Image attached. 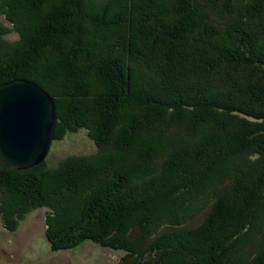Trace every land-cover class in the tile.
Returning a JSON list of instances; mask_svg holds the SVG:
<instances>
[{"label":"trees","instance_id":"obj_1","mask_svg":"<svg viewBox=\"0 0 264 264\" xmlns=\"http://www.w3.org/2000/svg\"><path fill=\"white\" fill-rule=\"evenodd\" d=\"M100 1L73 0L71 5L70 0H0V51L4 54L0 61L2 62L0 84L14 79L30 80L53 98L56 118L54 141L69 132H75L77 128L87 131L90 129L86 122L76 121L77 117L85 115L88 123L94 124L96 118L94 116L99 113L97 110L85 106L86 104L79 105L80 101L72 104L65 102L70 96V91L78 94L77 97L80 99L84 96L82 94H90L84 92L86 88L83 90L84 86L81 87V82H77V79L84 77L85 80L86 77L94 76L106 92L96 97L99 101H103L99 105L106 109V113H99V122L95 124L98 140L93 137L92 141L97 144L100 138L102 145L104 142L106 147V143L108 145L106 141L112 138L116 153L129 151L128 159L136 164L143 163L152 167V164L160 162L162 157L167 159L165 161L167 164L161 167L162 172L159 176L165 178L166 183L171 180L174 184L182 178V184L178 189L177 187L176 190L174 189L176 196L181 189L183 191L184 187H187L186 181L193 183L189 180L192 176L197 179L199 178L197 175L204 174L207 159L209 162L213 158L218 160L229 150L245 158L244 169L234 168L231 174H221L220 187L223 188L221 196L210 199L209 207L212 205V209L203 218L204 224L202 223L203 225L193 234L194 238L189 240L191 242L195 240V244L199 247L208 244L209 249L204 252L209 255L202 259L203 261L199 259L193 262L191 257L186 256L188 254L185 251H180L182 248L187 249L190 243L187 244L184 239L177 242L173 237L155 239L149 247L145 239L143 242L147 243L143 244L146 247L140 252H132L127 245H121L128 241L119 236L120 220L114 221L111 218L125 211H122L124 206L121 204L126 203L124 200H133L131 191L138 189L136 186L122 188L115 185L117 177L116 174L112 175L114 170L111 165L106 166L109 175L105 174L104 168L101 167L102 161L95 155L71 158L66 162L64 171L57 170L52 173L50 177L58 181L52 182L48 187L43 185L46 177H49L46 170H51L46 159L39 167L22 172H10L0 166V184L12 190L8 199L4 200L3 190L0 188V218L6 224L9 222L13 225L12 230H15L27 213L37 208H48L45 217L46 238L51 249L55 251H62L70 248L72 244L79 245L87 241L97 245L96 241H99L101 247L125 251V257L132 256L134 260L138 257L136 262L132 261V264H238L240 260L237 259V255L230 254L235 249L234 245L240 243V239L238 242L234 240L236 236L238 237L237 234L244 235L242 233L248 231L251 223L248 220L250 214L259 204H264V0H136L137 3L139 2L136 16L133 10L128 11V7L131 8L134 1L122 0L126 9L125 24L121 29L120 37L126 43L131 41L129 45L127 44L129 47L132 43L137 47L136 42L139 40L144 51L137 50L133 53L125 48L119 61L115 57L116 50L112 52L108 50L109 54L107 53L105 57L100 55L95 61L93 58L87 60L85 55L88 52L85 51L83 55V49L90 47L88 41L84 40L83 43L80 40L72 42L66 39L72 43L67 48L64 43L59 42L61 37H56L58 33L54 29L59 32L74 31L75 28L69 24L62 25L66 23L65 16L73 13L71 7L74 6L76 13L84 17L83 22H88L95 29L96 33L91 31L93 33L89 38L96 41L101 38L100 33L108 31V27L112 28L111 37H116L118 21L113 20L110 15L108 17L106 10L101 8L104 4L102 5ZM109 3L114 13L116 4ZM12 7H17L19 12L15 14L16 11L14 12ZM136 20L138 26L143 25L147 28L145 35L138 34L139 39L132 32ZM214 24L217 27H213ZM63 27L67 30L62 29ZM34 34L35 37H32ZM11 35L16 36L17 39L11 41L9 39ZM61 35L63 34L58 36ZM133 55H136L137 60ZM10 59H14L19 67L14 66L15 69L12 70L4 67ZM49 59L53 61L51 65H48ZM42 66L47 70L50 69L51 73L47 75L43 72ZM64 66L66 69L62 68ZM38 70L42 72L40 75L43 76L42 79L48 81L47 84L31 76L38 75L40 73ZM78 71L80 76L75 75ZM58 77L60 79H55ZM133 79L137 81L133 83ZM58 82L61 84L59 85ZM131 91L143 96L147 95L149 103L144 105L143 110L148 115L135 116L134 118L140 120L136 119L132 123L130 121L128 128L124 129V125L117 124L119 121L117 118L120 116L117 111L120 106L118 103L129 107L131 101L128 102V96H131ZM183 93H187L188 98L178 102L180 104L173 100H160L161 94L172 99L171 97L175 95L178 97ZM191 94L194 96H190ZM195 94L202 95L203 99L213 104V107L197 108L194 103ZM149 115L153 118H147ZM222 115L236 118L237 122L229 120L233 123L231 125L218 121L220 119L218 117H225ZM63 116L67 117L66 123L63 121ZM233 118L230 119L234 120ZM154 119L164 124L168 119L170 122L174 120L194 132L199 129L203 131V126L210 127L212 131L204 134L203 139L201 132L200 137L193 134V137L197 138L196 141L202 139L203 144L200 147H196L193 140L178 138L173 148H169L168 146L172 144L165 142L161 145V138H170V134L165 136L164 131L158 133L155 130L158 127L153 128L154 123H150L151 120L156 122ZM70 122L72 125H69ZM97 153L99 156L100 153L106 154L99 145ZM108 157L114 160L112 155ZM155 173L157 172L153 174ZM100 175L107 177L102 187ZM187 175L190 176L186 178ZM142 177L145 180L146 176ZM158 178L148 177L151 180L148 188H152L157 182L156 187L160 189ZM135 181L126 182V185ZM169 184L171 185V182ZM100 187L103 189L101 193L98 191ZM123 191H125L124 195ZM174 194L168 196L175 198ZM73 202H76L78 215L88 206L90 211L88 216L79 215L83 219L77 224L74 222L72 226L58 222L57 217L61 213L64 216L63 211L68 206L71 211ZM145 202L138 201L143 205ZM173 204L174 207L177 206V201L174 200ZM101 205L107 206L108 212L104 213V210H100ZM95 208L100 211H95ZM109 208H112L111 211ZM95 213H100V216H96ZM185 215V213L180 217L171 215V218H182ZM145 219L146 217L139 219L142 222V231L153 234L158 232L156 231L158 225L151 221L147 223L148 220ZM51 221L54 223L52 224ZM263 222L264 219L261 224ZM167 224L164 223L166 229L174 228L171 224ZM234 226L237 228L233 229ZM175 228L182 231L179 225ZM126 230L128 231V227H123L121 232ZM110 231L115 236L113 242ZM208 239L209 241L206 242ZM166 247L172 249L170 255L165 253ZM225 247L228 249L225 250ZM218 252H222L223 255L222 253L218 255ZM180 253L185 254L179 255ZM226 254L227 257H224ZM261 259L260 256H256L254 264H263Z\"/></svg>","mask_w":264,"mask_h":264},{"label":"rangeland","instance_id":"obj_2","mask_svg":"<svg viewBox=\"0 0 264 264\" xmlns=\"http://www.w3.org/2000/svg\"><path fill=\"white\" fill-rule=\"evenodd\" d=\"M70 1L71 2L69 4L72 5L73 0H70ZM133 1H134V4H132L131 8L128 7V9H129L128 11L133 10L134 16H136V13L138 11L137 8L139 7L138 6L139 2L137 3L136 0H133ZM6 2H9V1H6ZM109 2H115V4H116L114 13H113V8H111L112 5ZM100 3L102 5L104 4L102 7L101 6L100 7L104 8L106 10L108 17L110 15V17L113 18V20L118 21L116 23V24H119L118 27H116V31H118L116 37H111L113 35L110 33V31H112V28L108 27V31H103V33H100L101 38L96 39V41H94V39H92V38H89V36H92L91 34L93 32L96 33L95 30L92 29V26L88 22H86V23L83 22L85 20L84 17L81 14L76 13L74 6H72L71 8L73 10V13H71L67 17L65 16L66 23H63L62 25L65 24L64 26H67V24H69L70 26L74 27L75 29H74V31H72V33L70 31L64 32V30H63V32H59V31H56L57 29H54L55 32L58 33L56 37H61L59 42L62 44L64 43V45L67 46V48H68L69 45L72 43L68 42L66 39H68L69 41H72V42H76V41L80 40L81 42L84 43L85 42L84 40L88 41V43L91 47H87V49L84 48L83 49L84 50L83 55H85V51H86V53L88 52L87 55H85V58L87 60L93 58L94 61L96 60L97 56L103 55L105 57V55H107V53L109 54L110 50H111V52H112V50L113 51L116 50L114 52L116 55L115 57H117L116 60L118 59L119 61H121L119 58L121 57L122 52L125 51V48L130 50V52H133V53H135L137 50L144 51L143 50L144 47L142 48V46H141L142 44L140 43L139 40L136 42V43H138L137 47H134L133 43L130 45L131 47H129L128 45L131 43V41H130L131 39L129 40L130 42L126 43V41L122 40L120 37L121 29H122V27H124V24H125L124 11L126 9V6L122 4V0H101ZM96 6H98V5H96ZM108 7H110L111 9H109ZM15 8H16V10H15ZM15 8H13L12 10L14 12L16 11L15 14H17V12H19V11L17 10V7H15ZM165 8H168V7H165ZM168 9H170V8H168ZM108 17H107V19H108ZM107 19H105L106 23H108ZM136 19H138V18H136ZM137 23L138 22L136 20V25L132 26V32L135 35V37H137V39H139L138 34L145 35L147 33V28L143 25L138 26ZM213 27H217V25L214 24ZM62 29H65V31L67 30L66 27H63ZM90 29L93 32H91ZM99 29H101V28H99ZM104 29H106V28H103V30ZM59 34H63V35L58 36ZM32 37H35V34L32 35ZM114 38H115V40H114ZM9 39L11 41H13V40L17 39V37L14 35H11L9 37ZM100 50H102V51H100ZM2 55H4V54L0 51V61H1V58H3ZM133 56L136 58V59L135 58L134 59L137 60V57L135 55H133ZM57 58L60 60L59 57H57ZM52 62H53L52 59H49L50 64H48V65H51ZM60 63H62V62H60ZM0 64L2 65V62H0ZM54 64L56 65L57 62H55ZM14 66L19 67L18 63L14 59H10L8 61V63H6L4 65V67H6V68L8 67L10 70L15 69ZM75 66H77V65H75ZM62 68L66 69L65 66ZM51 69H52V67H51ZM42 70L47 75H49L51 73L50 69L47 70L43 66H42ZM136 70H137V67H136ZM38 71L40 72L38 75L35 74V75H31V76H35L37 79H40V80L46 82V84H47L48 81L46 79H42L43 76H40V75H42V72L40 70H38ZM54 71H55V69H54ZM76 73H77V74H75L76 76H80L79 71ZM73 75H74V73H73ZM79 78L80 77H78L77 82H81V87L84 86L83 87L84 89L83 88L82 89L85 90V88H86V90L84 92L85 93L87 92L90 94H82L84 96H82L80 99L79 97H77L78 94L70 91V96H68L69 98L68 97L66 98L65 102L72 104V103H75L76 101H77V103H79L78 101H80L81 103H79V105L84 106V104H86L85 106H91L95 109V111L97 110V112H99L100 114L101 113L104 114L106 109H103V107H101L102 105H99L100 103L102 104L103 101H99L98 98H96V97L98 95L100 97V95H103L106 92L102 89V87L100 86L98 81L95 80L94 76L86 77L85 80L83 79L84 77H82V79H79ZM22 80H25V79H22ZM25 81L31 82L30 80H25ZM136 81H137L136 79H133L132 82L135 83ZM32 83H34V82H32ZM86 84H87V87H86ZM66 88H68V87H66ZM67 90H70V89H67ZM193 92L194 91H192V93ZM214 92L217 93L216 91H214ZM93 95H94V97H93ZM195 95L196 96L194 99L196 101L194 103H196L195 105L198 106L197 108L201 109V108L207 107L210 109L213 107V104L209 103V101L203 99L202 95H200V94H195ZM213 95H212V97H213ZM187 96H188L187 93H185V94L183 93V94H179L178 97L175 95V96L171 97L172 99H170L167 96L164 97V95L161 94L160 100H162V101L163 100H168V101L173 100V101H176L178 103V102H181L183 100H186L188 98ZM190 96H194V94H191ZM97 100H98V102H97ZM147 100H149L147 95L143 96L140 93L136 94L135 92L131 91V96H128V102L131 101L130 104L128 103L130 105L129 107H125L121 103H118V104H120V106H118L119 109L117 111H119L120 116H119V118H117V120L119 119V121H117V124H122V125H124L123 128L127 129L128 128L127 125L129 124V122L131 121V123H132L137 119V118H134L135 116L139 117V114L140 115H148V113L144 112V110H143L144 105L149 103ZM178 104H180V103H178ZM77 106H78V104H77ZM107 107H109V106L107 105ZM135 109H138V110L135 111ZM99 113L94 116V117H96L94 124L88 123V120H86L87 118L85 117V115L76 118V121H79V123H81L82 121L87 123V126H89V128H90L88 131L86 129L83 130V129L77 128V130L75 132H69V133L65 134L62 138L52 141L49 154L46 157V160L48 161V165L50 166L51 170L45 169L46 171H48L49 177H46V179L44 180L45 182H43V185L48 187L52 184V182L58 181V179L53 180L50 176L53 175L52 173L54 171H57V170H63L64 171V168H66V162L69 161L71 158H74V159L84 158V157L86 158V157H89L90 155H92V156L95 155L101 159V161H102L101 167L104 168L105 174L109 175V173L107 172L109 170L106 168L108 167V164L111 165L112 169L114 170V174L112 173V175L116 174L115 177H117V179L115 181L116 182L115 185H119L120 187L122 186V188L136 186V188L139 191V192L137 190L131 191V193L134 194V196L132 194V197H131V198H133V200H124L126 203H124L122 205L124 206L123 209L126 208L125 209L126 212L124 211L125 213L121 212V214L119 216L111 218L114 221H116V219L120 220L121 226L119 229L122 230L123 227H128V231L126 230V231L121 232V230H120V234H119V232H117V233L115 232L117 235L119 234L120 237H124L128 241V242L121 243V245H123V244L127 245L128 248H130V250L132 252H140L141 250H144L146 245H148L147 247H149V245L152 246L154 240L158 239V238L160 239V237L161 238L173 237L174 239L177 240V242H179L181 239H184V240H186V243L187 244L190 243V245H188L187 249L182 248V249H180V251H185V253L188 254L186 256L191 257V260H193V262L199 261V259H200V261H203L202 259H204L205 257H207L209 255L208 253H205L203 250V249H206V250L209 249L208 244L199 247L195 244V240L193 242H191L189 240H192V238H194L193 234H195L196 231H198V228L203 225L202 224L203 218L206 217V214L208 212H210V210L212 209L211 208L212 205L209 207V205L211 204L209 202L210 199H215V198H218L221 196V192L223 189L220 187V185L222 184L221 183V177H220L221 174L222 173L231 174V170H233L234 168L241 169V167H242V169H244L243 163L246 159L241 158L240 156L236 155V153L233 152L232 150H229V152L224 157H221L218 160L213 158L209 162L207 159L206 160L207 166L204 170V174H202L201 176L197 175V177H199L197 179L193 178V176H192L191 179H189V180H192L193 183H190L191 181H188V182L186 181L187 187L186 188L184 187L183 191L181 189V191L178 192L179 195L176 196V194H174L173 192H174V189L176 187L178 189L180 184H182V182H183L182 178L179 176L181 179H179L178 182L175 181L176 182L175 184H177V186H176L171 180H169L171 182V185H170L169 181H167V183H166L165 178L162 180V178H160V176H159L160 173L162 172L160 170L161 167L163 168L167 164V162L165 164V161L167 159H164L162 157V159L160 160V162L162 164L160 162H155L152 164V167L145 166L143 163L136 164L134 161H131L130 158L128 159V157L130 156L129 151L126 152V150H124L121 153L119 152L120 154L116 153V150H114L115 149V147H114L115 143H114L112 138H110L111 140L109 139V141H106V142H108V145L106 143V147H105L104 142L102 145V141L99 138L100 142L97 141L98 142L97 144L99 145V147H101L102 150H104V153H106L103 155H101V153H100V156H99V154L97 153L98 145L96 143H94V141H92L93 137H95L98 140V134H97L95 124L99 119ZM222 116H225V117L224 118L218 117V118H220V119H218V121L221 120L222 122H225V123L227 122V124H231V125L233 124L232 122H234V121H235V123L237 122L236 118L229 117L227 115H222ZM63 117H64L63 121H64V123H66L67 117H65V116H63ZM150 117L153 118L152 115H149V117H147V118H150ZM230 118H233L234 120H232ZM169 119H168L166 124H164L163 122H160L159 120H158L159 121L158 122L157 119H154L156 122H152V120L150 122L152 124L154 123V126L152 125L153 128L158 127L157 129H155L158 133L161 131H164L165 136H166V134H167V136H169V134H170V138L169 137L168 138H161V145L165 144V142H167L168 144H172V145L168 146L169 148H173V145H175L177 143L176 140L178 138L179 139L184 138L187 140H193L195 146L200 147L203 144L201 140L203 139L204 134H207L208 132L212 131L209 129L210 127L208 128V126L207 127L203 126L202 127V129H204L203 131L201 129H199V130H197V132H194L191 129H187L185 127V125L182 127L181 126L182 123H178L174 120H172L170 122ZM137 120H140V118H138ZM229 120L232 122H230ZM159 124H161V125H159ZM69 125H72L71 122L69 123ZM214 125L215 124L213 123V126ZM55 127H56V123H55ZM55 127H54V131H55ZM102 129H104V127H102ZM217 130H218V128H217ZM200 132L202 134V139L196 141L197 138L195 139L193 137V134L200 137ZM53 135H54V132H53ZM155 135H157V133H155ZM243 135L244 134H242V136ZM119 138H120V135H119ZM180 143L182 144V142H180ZM183 145H185V143ZM192 145L193 144L191 143L190 146H192ZM108 154L112 155L114 160H111V158H109L107 156ZM147 162L149 164V160ZM150 163H152V162L150 161ZM41 164L42 163H40L39 166ZM39 166L37 165L36 167H39ZM35 168L31 167V168L24 169V170L27 171V170H32ZM5 169L10 170V172L11 171L12 172L22 171V170H12L10 168H5ZM195 171L198 173V171L196 169H195ZM154 172H157L156 175L159 177L157 180H160L159 181L160 182L159 186L161 187L160 189L158 187H156L158 184L157 182L154 183V186L152 188H148V184L151 183L150 182L151 180H149L148 177L151 176L152 178H155L153 176V175H155V174H153ZM148 174H149V176L147 177ZM142 176H146L145 180H143L144 177H142ZM99 177L101 179L100 186L102 187L105 185L107 177L104 178L103 175H100ZM163 177H164V175H163ZM188 177L189 176H187L186 178H188ZM125 179H128L129 181L128 180L126 181ZM194 179H196V181H194ZM132 180L133 181L136 180V181L129 184V185H126V182H132ZM145 182H147V183H145ZM172 185H173V187H172ZM0 186H1V184H0ZM101 187L98 190L99 193H101L103 190V189H101ZM168 187H170V188H168ZM0 188L3 190L4 200L8 199L9 193H11L12 190L10 188L8 189L7 187L4 188L2 186ZM143 190H145V191L142 192ZM170 191L174 194L175 198H173V196H169V198H167L168 195H170V194L172 195V193ZM131 193H129V194L131 195ZM124 194H125V191H123V195ZM155 195H156V197H155ZM164 195H166V196H164ZM165 197H166V199H165ZM140 200L146 201L145 205H143L141 203L139 204L138 201H140ZM174 200L177 201V206L175 205V207L173 204ZM127 206H128V208H127ZM56 207H57V205H56ZM86 207H84V211L82 212V214H79L80 216H82V215L88 216L90 211H89L88 206H86ZM105 207H107V206L101 205V207H100V210H102V211L104 210V213L108 212V210H107L108 208H105ZM71 208H72L71 211H69V206H68L66 208V210L63 211L64 216H62L61 215L62 213H61L57 217L58 218L57 221H59L60 223L70 224L71 226L73 225L74 222L76 224L79 223L83 219V217L81 218L78 214H76L77 213L76 202H73V204H71ZM63 209H65V208H63ZM110 209H112V208H109V210ZM123 209H122V211H123ZM48 210H49L48 208L47 209L46 208H37V209L32 210L31 212L27 213L23 217V219L21 221H19L15 230H12L13 225H10L9 222L7 223L8 224L7 225L6 222L5 221L3 222V220L0 218V264H130V262H132L134 260V258L132 256L125 257L126 256L125 251H114V250L107 249L105 247H101L99 245V243H100L99 241H96L97 245L93 244L92 241H90V242L87 241V242H84V243L79 244V245L78 244H75V245L72 244L70 248L62 250V251H55V250L51 249V245L47 241V238H46L47 220L45 217H46V214L48 213ZM100 210H96V208H95V211H100ZM115 210L117 211L118 209H115ZM49 212H51V211H49ZM141 213H143V214H141ZM184 213L186 215L182 218H171V215L176 216V217L177 216L180 217L181 214L183 215ZM95 214H96V216L97 215L100 216V213H95ZM93 215H94V213H93ZM142 217H146L145 220H148L147 222L151 221V223L152 222L154 224L156 223L158 225V228L156 229V231H158V232L153 234V233H147L148 231L147 232L142 231V229H141L142 222L139 221V219H141ZM249 217L250 218L248 220L251 223H250V226L248 228V231L246 233H242L244 235H241V233L237 234L238 237L236 236V239L234 240V242H238V240L240 239L239 240L240 243L237 244V246L234 245L235 249H233L232 253L230 252V254H236L237 255L236 256L237 259L240 260L238 264H254V262L256 261V256H260V259L262 258L261 260H262V262H264V254H263L264 253V224H263L264 222L261 224V221L264 219V204H259V206H257L256 209L254 211H252V214H250ZM255 218H256V220H255ZM150 219H153V220H150ZM156 220H157V222H156ZM162 220H163V222H162ZM132 221H135V222H132ZM173 221H174V223H173ZM167 222H168L167 225L171 224L172 227L174 226V228H172V229L167 228L166 229V227L164 226V223H167ZM51 223L53 224L54 222L51 221ZM128 223H129V225H128ZM177 225L180 226L182 231H179V230H177V228H175V226H177ZM236 228H237V226L233 227V229H236ZM164 230H166V231H164ZM110 235H111V238H113V240H111L113 242L115 239V236L112 234V232L110 233ZM145 239L148 243L143 242ZM199 239H197V240H199ZM208 241H209V239L206 240V242H208ZM143 243H147V244L144 245ZM173 246H175V245H173ZM173 248H175V247H173ZM227 249L228 248L225 247V250H227ZM165 250H166L165 253L167 255H170L172 253V249L170 250V248H168V247H166ZM185 253H180L179 255H184ZM221 253L218 252L217 254L219 255ZM223 253H224V251H223ZM223 253H222V255H223ZM128 255H130V254H128ZM224 257H227V254ZM218 261H220V260H218ZM134 262H135V260H134Z\"/></svg>","mask_w":264,"mask_h":264},{"label":"water","instance_id":"obj_3","mask_svg":"<svg viewBox=\"0 0 264 264\" xmlns=\"http://www.w3.org/2000/svg\"><path fill=\"white\" fill-rule=\"evenodd\" d=\"M55 103L40 86L22 79L0 84V166L24 170L42 163L55 127Z\"/></svg>","mask_w":264,"mask_h":264},{"label":"bare ground","instance_id":"obj_4","mask_svg":"<svg viewBox=\"0 0 264 264\" xmlns=\"http://www.w3.org/2000/svg\"><path fill=\"white\" fill-rule=\"evenodd\" d=\"M186 13H187V12H186ZM188 14H189V13H188ZM217 17H218V16H217ZM76 23H77V22H76ZM92 29H93V28H92ZM233 29H235V28H233ZM90 30H91V29H90ZM94 30H95V29H94ZM202 30H203V29H202ZM202 30H201V31H202ZM91 31H92V30H91ZM51 32H52V31H51ZM104 34H105V33H104ZM204 35H205V34H204ZM102 36H103V35H102ZM200 37H201V36H200ZM197 40H198V39H197ZM207 41H208V40H207ZM108 42H109V41H108ZM205 43H206V42H205ZM110 44H111V43H110ZM106 45H107V44H106ZM90 47H91V46H90ZM102 47H103V46H102ZM111 47H112V46H111ZM96 48H97V47H96ZM107 48H108V47H107ZM120 48H121V47H120ZM101 49H102V48H101ZM254 49H255V48H254ZM256 49H257V48H256ZM92 50H93V49H92ZM98 51H99V50H98ZM100 51H102V50H100ZM257 52H258V51H257ZM88 55H89V54H88ZM112 55H113V54H112ZM118 55H119V54H118ZM124 56H125V55H124ZM135 56H136V55H135ZM36 59H37V58H36ZM103 59H104V58H103ZM227 59H228V58H227ZM237 59H238V58H237ZM38 61H39V59H38ZM231 61H232V60H231ZM240 61H241V60H240ZM40 63H41V62H40ZM136 65H137V64H136ZM31 69H32V68H31ZM150 71H151V69H150ZM152 73H153V72H152ZM51 75H52V74H51ZM65 75H66V74H65ZM50 77H52V76H50ZM53 77H54V76H53ZM52 79H53V78H52ZM55 79L58 80V79H60V78H55ZM55 79H54V80H55ZM68 79H69V77H68ZM54 80H53V82H54ZM95 80H96V79H95ZM190 80H191V79H190ZM62 82H63V81H62ZM67 83H68V82H67ZM71 83H72V82H71ZM58 84H59V82H58ZM60 84H61V83H60ZM60 84H59V85H60ZM51 85H52V83H51ZM54 85H55V84H54ZM54 85H53V86H54ZM57 87H58V86H57ZM57 87H56V88H57ZM69 87H70V86H69ZM57 89H58V88H57ZM57 89H56V90H57ZM83 89H84V88H83ZM52 90H53V89H52ZM53 91H54V90H53ZM57 91H58V90H57ZM63 91H64V90H63ZM56 93H57V92H56ZM56 93H55V94H56ZM58 93H59V92H58ZM71 93H72V92H71ZM72 94H73V93H72ZM57 95H58V94H57ZM59 97H60V96H59ZM68 98H69V97H68ZM67 100H68V99H67ZM97 102H98V101H97ZM242 110H243V109H242ZM207 151H208V150H207ZM201 155H202V154H201ZM108 156H109V154H108ZM89 157H90V156H89ZM187 158H188V157H187ZM100 160H101V159H100ZM160 163H161V162H160ZM161 164H162V163H161ZM91 165H93V164H91ZM38 166H39V165H38ZM35 167H36V166H35ZM35 167H33V168H35ZM94 168H95V167H94ZM22 171H23V170H22ZM22 171H21V172H22ZM24 171H25V170H24ZM181 171H182V170H181ZM188 171H189V170H188ZM193 171H194V170H193ZM45 172H46V171H45ZM179 172H180V171H179ZM190 172H191V171H190ZM104 173H105V172H104ZM96 174H97V173H96ZM64 175H65V174H64ZM155 175H156V173H155ZM156 176H157V175H156ZM156 176H155V177H156ZM187 176H188V175H187ZM189 176H190V175H189ZM194 176H195V175H194ZM157 177H158V176H157ZM157 177H156V178H157ZM176 177H177V176H176ZM183 177H185V176H183ZM64 179H65V178H64ZM162 180H163V179H162ZM168 188H170V187H168ZM166 189H167V188H166ZM94 190H95V189H94ZM175 190H176V189H175ZM63 191H64V190H63ZM170 192H171V191H170ZM31 193H32V192H31ZM167 193H168V192H167ZM171 193H172V192H171ZM173 193H174V192H173ZM173 193H172V194H173ZM64 194H65V193H64ZM166 195H167V194H166ZM166 195H164V196H166ZM60 196H61V195H60ZM14 197H15V196H14ZM57 197H58V196H57ZM57 197H56V198H57ZM155 197H156V195H155ZM12 198H13V197H12ZM158 198H159V197H158ZM167 198H169V196H167ZM173 198H174V197H173ZM14 199H15V198H14ZM16 199H17V197H16ZM165 199H166V197H165ZM21 200H22V199H21ZM21 200H20V201H21ZM58 200H60V199L58 198ZM61 200H63V199H61ZM62 202H63V201H62ZM64 202H65V201H64ZM62 205H63V204H62ZM67 205H68V204H67ZM115 205H116V204H115ZM121 205H122V204H121ZM121 205H120V206H121ZM180 206H181V205H180ZM234 206H235V205H234ZM109 207H110V206H109ZM7 208H8V207H7ZM105 208H106V207H105ZM127 208H128V207H127ZM123 210H125V209H123ZM224 210H225V209H224ZM75 211H76V210H75ZM78 212H79V211H78ZM114 212H115V211H114ZM125 212H126V211H125ZM125 212H124V213H125ZM76 214H77V213H76ZM52 215H53V214H52ZM75 216H76V215H75ZM127 216H128V215H127ZM74 218H75V217H74ZM161 218H162V217H161ZM229 218H231V217H229ZM55 219H56V218H55ZM67 219H68V218H67ZM129 219H130V218H129ZM129 219H128V220H129ZM132 219H133V218H132ZM162 219H163V218H162ZM72 220H73V219H72ZM128 220H127V221H128ZM150 220H153V219H150ZM165 221H166V220H165ZM58 222H59V221H58ZM132 222H135V221H132ZM156 222H157V220H156ZM162 222H163V220H162ZM147 223H148V222H147ZM152 223H153V222H152ZM167 223H168V222H167ZM173 223H174V222H173ZM155 224H156V223H155ZM160 224H161V223H160ZM203 224H204V223H203ZM128 225H129V223H128ZM171 226H172V225H171ZM210 226H211V225H210ZM145 227H146V226H145ZM147 227H148V226H147ZM221 227H222V226H221ZM156 228H157V227H156ZM211 228H212V227H211ZM71 229H72V228H71ZM150 229H151V228H150ZM186 229H187V228H186ZM206 229H207V228H206ZM221 229H222V228H221ZM150 232H151V231H150ZM204 232H205V231H204ZM221 232H222V231H221ZM205 234H206V233H205ZM213 235H214V234H213ZM142 236H143V235H142ZM213 241H214V240H213ZM161 243H162V242H161ZM212 244H213V243H212ZM153 247H154V246H153ZM195 248H196V247H195ZM202 248H203V247H202ZM211 249H213V248H211ZM203 250L205 251L206 249H203ZM152 251H153V250H152ZM174 252H175V251H174ZM206 252H207V251H206ZM203 253H204V252H203ZM151 254H152V253H151ZM201 254H202V253H201ZM165 255H166V254H165ZM165 255H164V256H165ZM150 256H151V255H150ZM137 258H138V257H137ZM137 258H136V259H137ZM123 259H124V258H123ZM135 262H136V260H135ZM131 263H133V262H130V264H131ZM135 264H136V263H135Z\"/></svg>","mask_w":264,"mask_h":264}]
</instances>
